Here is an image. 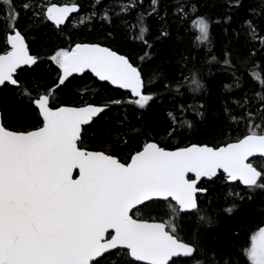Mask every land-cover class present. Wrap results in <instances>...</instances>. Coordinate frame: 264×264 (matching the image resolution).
<instances>
[{
	"label": "snow or ice",
	"instance_id": "obj_1",
	"mask_svg": "<svg viewBox=\"0 0 264 264\" xmlns=\"http://www.w3.org/2000/svg\"><path fill=\"white\" fill-rule=\"evenodd\" d=\"M220 178L246 186L222 226ZM258 195L264 0H0V264H264Z\"/></svg>",
	"mask_w": 264,
	"mask_h": 264
},
{
	"label": "trees",
	"instance_id": "obj_2",
	"mask_svg": "<svg viewBox=\"0 0 264 264\" xmlns=\"http://www.w3.org/2000/svg\"><path fill=\"white\" fill-rule=\"evenodd\" d=\"M61 2H66V1L61 0ZM79 2L83 4L85 8H87L89 6L90 0H79ZM72 30L73 29L69 27L68 31H72ZM215 31L219 33V28H216ZM44 33L45 35L41 37L42 42H45V43L47 42L48 34H52L51 38L53 40L56 39L53 28L45 29ZM79 33L84 38H89L94 35V33L89 32L86 28L79 29ZM180 35H181V40L177 41L176 35L174 33L172 37V42L178 44L179 47H184L185 45H191V43L195 41L196 36L198 35V32L193 30L187 33L182 32ZM113 43L116 47H119L121 42L114 41ZM132 47H134V44L130 42L128 44V47L126 48V51L131 49ZM201 51H203V49H201ZM54 78H55L54 76H47V82L50 83L52 80H54ZM212 79L216 86V91L213 93H210V95H212L213 100H215V97L223 91L222 88L220 87L221 80L223 81V83H231L232 81L228 79L225 75L221 74L220 72H217L216 77H213ZM93 81H95L94 77H92L91 80L88 81L90 86H92L93 88H97V87L101 88L100 96L97 97L98 100H102L105 96H108V95H110L112 98H127V92L123 90L113 89L112 86H103L106 84V82H99V83L93 84ZM186 89H187V85L185 86L186 96L191 97L193 95H199V93H191L187 91ZM165 95H169V94L165 93ZM84 99H90V97L85 96ZM191 102L192 101L189 100V103ZM157 103L159 104L161 102L158 101ZM163 103H166V101H164ZM176 115H177V118H179L180 113L177 112ZM192 116H194V113L188 114L186 118L191 119ZM257 162L259 163V161ZM207 186L209 187V194L206 197L203 195L199 197L200 204L202 208L206 210L208 215L217 217L221 222L220 226H222L225 220V216L227 214L223 213L221 210L234 203L239 202L238 196L236 195V193L243 195L245 186L241 185L240 183L230 184L228 183V181H225L223 178L217 179L215 183L207 185ZM229 193H232V195H229ZM262 206H264V199H261L259 195L251 202H248L246 200L245 207L248 211L245 214H243L240 218H238L236 221L237 223H239L240 219H243L244 225H245V231L248 232L249 236H250L251 231H255L258 229V227L264 226L260 224L259 217L252 214L251 212V209L259 208ZM161 207L163 208V206ZM157 215L167 218V215L164 211L157 213ZM183 219L191 220L193 225H195L196 223L195 217H183ZM209 227L212 228V227H219V226H209ZM245 239H247V237L241 236L242 243L244 242ZM246 246L247 245L245 244V247ZM241 255H243V253H241ZM244 259L245 261H247L246 257H244ZM247 264H250V261H247Z\"/></svg>",
	"mask_w": 264,
	"mask_h": 264
},
{
	"label": "water",
	"instance_id": "obj_3",
	"mask_svg": "<svg viewBox=\"0 0 264 264\" xmlns=\"http://www.w3.org/2000/svg\"><path fill=\"white\" fill-rule=\"evenodd\" d=\"M123 91H125V90H123ZM126 92V91H125ZM228 183H230V184H234V183H239V182H232V181H228ZM242 185V184H241ZM246 187V186H245Z\"/></svg>",
	"mask_w": 264,
	"mask_h": 264
},
{
	"label": "rangeland",
	"instance_id": "obj_4",
	"mask_svg": "<svg viewBox=\"0 0 264 264\" xmlns=\"http://www.w3.org/2000/svg\"><path fill=\"white\" fill-rule=\"evenodd\" d=\"M64 1H66V2H67V0H64Z\"/></svg>",
	"mask_w": 264,
	"mask_h": 264
}]
</instances>
